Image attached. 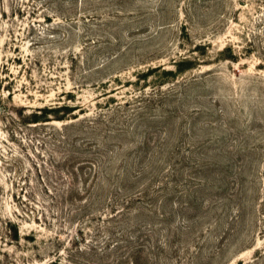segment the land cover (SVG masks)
Returning a JSON list of instances; mask_svg holds the SVG:
<instances>
[{
	"label": "rangeland",
	"instance_id": "rangeland-1",
	"mask_svg": "<svg viewBox=\"0 0 264 264\" xmlns=\"http://www.w3.org/2000/svg\"><path fill=\"white\" fill-rule=\"evenodd\" d=\"M0 264H264V0H0Z\"/></svg>",
	"mask_w": 264,
	"mask_h": 264
},
{
	"label": "trees",
	"instance_id": "trees-1",
	"mask_svg": "<svg viewBox=\"0 0 264 264\" xmlns=\"http://www.w3.org/2000/svg\"><path fill=\"white\" fill-rule=\"evenodd\" d=\"M62 110H69L70 111V107H65L63 105H58V106H44L41 108H37L36 110H34L32 113L27 115V118H29V122H46V121H53V120H64L67 119L65 116H61L58 113H60ZM73 110V107L72 109ZM31 118V119H30ZM60 133V131H58ZM64 137V136H62ZM72 175H75V173ZM49 188V187H47ZM48 191L51 192V189L49 188ZM73 187L68 186L67 188V193H63L65 194L67 197L69 195L73 196L72 193Z\"/></svg>",
	"mask_w": 264,
	"mask_h": 264
}]
</instances>
